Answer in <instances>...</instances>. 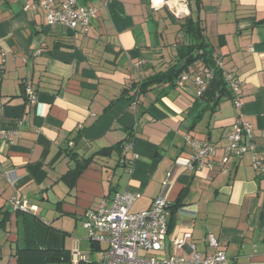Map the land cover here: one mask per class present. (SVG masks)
I'll return each instance as SVG.
<instances>
[{
	"label": "crops",
	"instance_id": "crops-1",
	"mask_svg": "<svg viewBox=\"0 0 264 264\" xmlns=\"http://www.w3.org/2000/svg\"><path fill=\"white\" fill-rule=\"evenodd\" d=\"M40 1L0 0V130L16 132L0 136V264H16L19 249L34 247L68 251L70 261L50 264H101L108 246L95 248L81 219L125 191L139 194L134 212L158 196L176 205L164 255L170 237L189 230L184 253H214L211 233L228 264H264V176L252 166L264 155V0H186L182 18L150 0H77L97 9L85 33L47 25ZM192 45L191 54L217 53L233 72L239 108L218 74L196 93L203 57L183 85L139 90ZM240 114L254 148L223 161ZM187 135L215 147L210 169H189ZM89 157L73 179L69 171ZM13 197L34 210H13ZM74 251L86 259L75 262Z\"/></svg>",
	"mask_w": 264,
	"mask_h": 264
},
{
	"label": "built area",
	"instance_id": "built-area-1",
	"mask_svg": "<svg viewBox=\"0 0 264 264\" xmlns=\"http://www.w3.org/2000/svg\"><path fill=\"white\" fill-rule=\"evenodd\" d=\"M150 6L154 10L168 8L175 17L189 15L186 0H150ZM39 5L45 10V21L47 25H61L74 30L77 26L87 32L91 20L96 16L97 9L92 6H79L77 0H61L58 4L52 0H41ZM213 66H204L201 75L194 78L197 87L196 93L200 95L206 81L221 71L222 78L233 93V104L239 108L241 101L238 97L239 83L234 78L231 70L224 69V63L219 54L213 53ZM189 73L184 72L177 79L178 85H183L189 78ZM24 93L31 103L35 101V94L31 87L26 86ZM234 124V131L228 136V145L225 147L226 161L229 156L240 157L247 150H253L251 142L252 125L238 116ZM16 132L5 133L0 130V136L13 140ZM249 139V141L247 140ZM191 146L193 153L187 165L193 169L198 163V168L212 167L207 161L215 152V147L207 141L199 142L185 138ZM69 145H73L70 141ZM253 168L264 176V155H255L252 160ZM139 194L129 191L116 192L109 199L104 200L96 209H88L82 216L81 224L87 230V239L92 243L108 242V248L101 264H228L225 253L218 250V241L213 234L209 233L206 241L214 248V253L201 257L196 252L184 253L182 251L187 240L191 238V231H184L181 235L173 234L169 245L172 253L164 255L162 243L168 233V219L171 214L170 203L164 197L158 196L153 199L149 208L140 211H131L132 203ZM13 210L29 212L34 210L25 198L13 197L9 201ZM190 247L193 248L192 245ZM72 258L75 262L85 260V256L74 251Z\"/></svg>",
	"mask_w": 264,
	"mask_h": 264
},
{
	"label": "trees",
	"instance_id": "trees-1",
	"mask_svg": "<svg viewBox=\"0 0 264 264\" xmlns=\"http://www.w3.org/2000/svg\"><path fill=\"white\" fill-rule=\"evenodd\" d=\"M188 21L190 23L188 30L193 32V30H194V25L192 26L193 21L191 19H189V17H188ZM195 47H198V46L192 45L191 52L185 54L182 57V62H179L177 64L172 65L167 71L160 73V74L156 75L155 77L151 78L148 82L141 85L139 90H142L145 92V90L143 89V86L160 84L162 82L170 84L172 86H175V82L181 76V73L183 71L188 73L190 64H192L197 58H200V57L201 58L203 57V61H204L205 66H208V67L213 66V58H212L211 53L209 55V53H206L204 50V51H202V53H199V51H198L197 55L191 54L193 49H195ZM216 74L219 75L220 83L222 84L223 87H225L226 83H225L224 79L222 78L221 71H218ZM1 77H2V66L0 64V83H1ZM24 90H25V88L23 89V92H24ZM220 93H221V90H220ZM220 96H221V94L217 96L215 103H217ZM104 151H106V150H104ZM69 155L72 157L73 153H70ZM80 162L81 163L79 164L78 167H76V169L69 171V173L71 175H73V177H72L73 179L90 162V157L84 158ZM175 206L176 205H174V204L170 205L171 213H172L173 208ZM97 244L98 243L94 244L95 248H96ZM63 261H70L68 251H66L65 249H41L38 247H34L31 249L23 248V249H19L17 251V255H16V264H50V263H60Z\"/></svg>",
	"mask_w": 264,
	"mask_h": 264
},
{
	"label": "rangeland",
	"instance_id": "rangeland-1",
	"mask_svg": "<svg viewBox=\"0 0 264 264\" xmlns=\"http://www.w3.org/2000/svg\"><path fill=\"white\" fill-rule=\"evenodd\" d=\"M81 226H82V224H81ZM82 228H83L84 230H86L83 226H82ZM86 233H87V230H86ZM107 246H108V242L103 241V242L101 243V248H102V249H104V248L107 247Z\"/></svg>",
	"mask_w": 264,
	"mask_h": 264
}]
</instances>
